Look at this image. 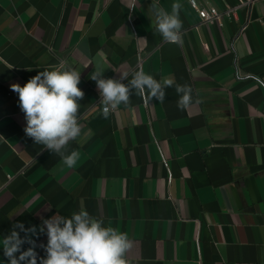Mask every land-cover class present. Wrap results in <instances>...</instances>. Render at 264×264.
Instances as JSON below:
<instances>
[{
  "label": "crops",
  "instance_id": "obj_1",
  "mask_svg": "<svg viewBox=\"0 0 264 264\" xmlns=\"http://www.w3.org/2000/svg\"><path fill=\"white\" fill-rule=\"evenodd\" d=\"M240 1L199 0L221 11L201 22L188 0H156L181 5L169 43L154 0H0V240L35 227L39 264L43 220L86 210L127 234L128 264H264V0ZM62 60L85 94L72 168L25 134L11 90ZM138 69L173 81L163 103L133 92L104 118L92 73ZM177 84L193 89L186 110Z\"/></svg>",
  "mask_w": 264,
  "mask_h": 264
},
{
  "label": "clouds",
  "instance_id": "obj_2",
  "mask_svg": "<svg viewBox=\"0 0 264 264\" xmlns=\"http://www.w3.org/2000/svg\"><path fill=\"white\" fill-rule=\"evenodd\" d=\"M151 8L156 18V32L163 40L181 42V5L173 3L171 12H168L154 0ZM90 79L96 82L99 90L104 118L121 104L129 105L133 92L145 104L153 98L163 103L165 89L173 86L172 80L158 81L143 69L120 74L119 79L104 78L103 72L95 71ZM124 80L128 83L122 82ZM80 82V70L61 61L52 70L40 71L23 86L19 83L11 85V90L18 94L19 106L25 115V134L36 144L59 155L69 168L74 167L79 159L76 150L66 154V149L69 142L81 133L79 101L85 94L79 87ZM175 90L180 96L177 107L186 110L193 103V89L186 84H177ZM200 102L196 100V103ZM39 231L46 232L48 238L47 245H40L46 256L39 259V264H128L126 253L131 241L127 234L111 226H103V221L90 216L86 210L74 212L70 217L54 215L45 219ZM20 232H24L23 237ZM33 235H36L35 227L25 229L23 224L17 223L0 240L8 264H37ZM25 243L30 245L27 250L22 248Z\"/></svg>",
  "mask_w": 264,
  "mask_h": 264
},
{
  "label": "built area",
  "instance_id": "obj_3",
  "mask_svg": "<svg viewBox=\"0 0 264 264\" xmlns=\"http://www.w3.org/2000/svg\"><path fill=\"white\" fill-rule=\"evenodd\" d=\"M253 1H255V0H241L240 3L238 4V6L250 4ZM188 2L198 12V15H199V17L201 19V22L219 19L220 16H221V11L218 10V8L215 7L214 5H211L209 7L201 6L200 3H199V0H188ZM100 99H101V97L99 95V100ZM102 109H103V106H102ZM19 111L21 113H23L21 111V109H19ZM11 177H12L11 175H8V180L11 179Z\"/></svg>",
  "mask_w": 264,
  "mask_h": 264
}]
</instances>
